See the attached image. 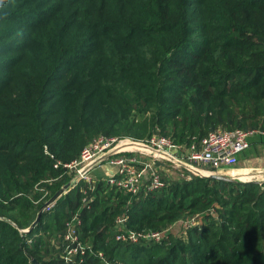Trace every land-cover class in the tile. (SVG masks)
I'll return each mask as SVG.
<instances>
[{
	"label": "trees",
	"instance_id": "16d2710c",
	"mask_svg": "<svg viewBox=\"0 0 264 264\" xmlns=\"http://www.w3.org/2000/svg\"><path fill=\"white\" fill-rule=\"evenodd\" d=\"M235 129L254 132L241 158L257 157L264 0H0V264H64L76 213L81 264H264V182L191 176L135 196L81 182L23 232L94 138L189 145ZM195 216L159 242L115 238L118 218L147 233Z\"/></svg>",
	"mask_w": 264,
	"mask_h": 264
},
{
	"label": "built area",
	"instance_id": "2783aa9c",
	"mask_svg": "<svg viewBox=\"0 0 264 264\" xmlns=\"http://www.w3.org/2000/svg\"><path fill=\"white\" fill-rule=\"evenodd\" d=\"M253 133L240 129L218 130L189 145L178 144L170 138L156 135L147 139L99 136L86 145L75 160L62 165L64 170L72 175L64 194L76 188L81 182L85 183L89 190H93L95 182L102 180L111 188L135 196L160 190L165 187L166 181L189 179L191 176L203 177L213 172L231 169L237 164L238 156L249 148L248 140ZM49 156L53 158L52 155ZM59 165L60 162H57L54 167L57 168ZM173 169L182 170L181 175L170 176ZM49 183L51 181L46 180L35 186V190L42 193L41 199L49 196L48 190L44 187ZM83 194L82 202L88 208L91 197H87V191H83ZM54 205L55 202L46 205L43 212H50ZM124 221L125 218L116 220L119 231L116 240L136 244L140 241L159 242L168 233H177L180 230L184 232L187 228L198 225L200 217L179 221L163 231L147 233L123 231ZM80 226L81 219L78 213L64 224L62 236L64 264H81L82 257L86 254V248L79 239ZM98 257L103 258L101 253Z\"/></svg>",
	"mask_w": 264,
	"mask_h": 264
},
{
	"label": "rangeland",
	"instance_id": "374dc122",
	"mask_svg": "<svg viewBox=\"0 0 264 264\" xmlns=\"http://www.w3.org/2000/svg\"><path fill=\"white\" fill-rule=\"evenodd\" d=\"M252 167V166H251ZM242 169H246V170H249L250 171V173H251V176L253 177V178H250L248 181L246 180V181H241V180H239L237 177L238 176H233L232 175V173H234V172H239L240 170H242ZM181 171L182 170H180V169H173L172 170V174H169L170 176L172 175L173 177H176V176H179V175H181ZM209 171H211V170H209ZM212 173V172H211ZM212 174H215V175H223V176H226V177H228V178H232L233 180H234V182H255V181H259V182H264V179H262V180H259L260 179V174H257V171H255V170H251L250 168H249V164L248 165H244V162H242V161H239L238 160V162H237V164L235 165V167L234 168H231V169H226V170H223V171H219L218 173L217 172H213ZM259 175V176H258ZM262 178V177H261ZM264 178V177H263ZM179 228V227H178ZM180 229V228H179ZM178 229V230H179ZM177 231V230H176ZM181 231V230H180ZM180 231H178L177 233L178 234H180ZM177 235V234H176Z\"/></svg>",
	"mask_w": 264,
	"mask_h": 264
},
{
	"label": "water",
	"instance_id": "95a60500",
	"mask_svg": "<svg viewBox=\"0 0 264 264\" xmlns=\"http://www.w3.org/2000/svg\"><path fill=\"white\" fill-rule=\"evenodd\" d=\"M203 177H211L213 179L216 180H220V181H226V182H234V180L232 178H228L226 176L223 175H215V174H209L207 176H203ZM259 184L263 183V182H259V181H255ZM68 188V184H66L65 186H63L59 191H57L38 211L36 219L34 220V222L30 225V227L28 229H26L24 231V233H29L31 232L39 223L41 215L43 213V209L46 205L56 202L63 194L64 191ZM32 264H41L40 262H38L37 260H32L31 261Z\"/></svg>",
	"mask_w": 264,
	"mask_h": 264
},
{
	"label": "crops",
	"instance_id": "0c3cea01",
	"mask_svg": "<svg viewBox=\"0 0 264 264\" xmlns=\"http://www.w3.org/2000/svg\"><path fill=\"white\" fill-rule=\"evenodd\" d=\"M257 157H255L254 155H249V158L247 159H242L241 156H243L244 154H240V158L239 161L244 162V165H248L249 164V168L251 170H255L257 171L258 174H260V179L262 180L264 179V147H258L257 148ZM252 166V167H251ZM242 170H246V169H242ZM241 171V170H240Z\"/></svg>",
	"mask_w": 264,
	"mask_h": 264
},
{
	"label": "bare ground",
	"instance_id": "6f19581e",
	"mask_svg": "<svg viewBox=\"0 0 264 264\" xmlns=\"http://www.w3.org/2000/svg\"><path fill=\"white\" fill-rule=\"evenodd\" d=\"M258 174V173H257ZM232 175L233 176H238L237 178L239 179V180H241V181H248L250 178H253L252 176H251V173H250V171L249 170H241V171H239V172H234V173H232ZM259 176V175H258Z\"/></svg>",
	"mask_w": 264,
	"mask_h": 264
}]
</instances>
